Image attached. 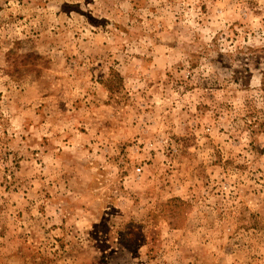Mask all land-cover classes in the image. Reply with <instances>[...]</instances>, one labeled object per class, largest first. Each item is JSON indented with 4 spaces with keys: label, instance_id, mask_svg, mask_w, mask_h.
Returning a JSON list of instances; mask_svg holds the SVG:
<instances>
[{
    "label": "rangeland",
    "instance_id": "374dc122",
    "mask_svg": "<svg viewBox=\"0 0 264 264\" xmlns=\"http://www.w3.org/2000/svg\"><path fill=\"white\" fill-rule=\"evenodd\" d=\"M0 264H264V0H0Z\"/></svg>",
    "mask_w": 264,
    "mask_h": 264
},
{
    "label": "built area",
    "instance_id": "2783aa9c",
    "mask_svg": "<svg viewBox=\"0 0 264 264\" xmlns=\"http://www.w3.org/2000/svg\"><path fill=\"white\" fill-rule=\"evenodd\" d=\"M139 170V169H138Z\"/></svg>",
    "mask_w": 264,
    "mask_h": 264
}]
</instances>
